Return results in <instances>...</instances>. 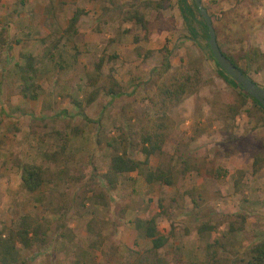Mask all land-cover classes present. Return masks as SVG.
Segmentation results:
<instances>
[{"label":"rangeland","instance_id":"374dc122","mask_svg":"<svg viewBox=\"0 0 264 264\" xmlns=\"http://www.w3.org/2000/svg\"><path fill=\"white\" fill-rule=\"evenodd\" d=\"M145 1L0 0V236L23 214L48 221L38 241L18 246L24 264H145L136 260L150 241L137 234L133 222L152 216L167 238L156 252L166 264H198L205 258V243L213 241L219 257H244L264 239V167L252 172L242 157L230 161L241 169L208 177L207 149L193 147L199 132L192 131L194 121L185 123L182 117L183 100L189 99L195 112L209 109L220 91L213 62L196 45L204 43L199 23L191 40L176 0H163L166 6L158 10L143 8ZM200 1L223 50L232 55L250 47L264 50V0ZM129 5L149 25L146 38L136 43L132 38L139 28L120 20ZM147 43L159 47L147 49ZM161 47L169 51L166 71L160 65ZM185 69H199L200 87L165 112L172 120L171 134L148 158L150 169L169 167L173 183L146 184L128 172L104 192L97 175L111 155L124 151L142 159L136 132L159 113L158 100L150 102L156 85ZM89 75L95 78L92 86ZM250 75L264 85V72ZM112 82L118 93L110 98L105 89ZM89 95L94 99L87 104ZM241 123L237 132L244 137L251 128ZM208 136L199 135L204 148ZM183 161L191 166L184 175ZM23 163L43 171L35 191L21 184ZM201 224L211 230L200 235Z\"/></svg>","mask_w":264,"mask_h":264},{"label":"trees","instance_id":"16d2710c","mask_svg":"<svg viewBox=\"0 0 264 264\" xmlns=\"http://www.w3.org/2000/svg\"><path fill=\"white\" fill-rule=\"evenodd\" d=\"M163 0L157 1H145L143 8H149L158 10L164 8L166 5L162 3ZM177 8L181 17V20L186 28L190 39L194 40L197 36L194 23H199L200 31L199 35L204 39V43L200 44L196 42L199 50L204 52L207 57L213 62L216 70V75L231 88V94L221 92L219 97L212 101L211 112L214 118L226 122V120L233 119L243 109L247 116L255 118L256 122H260L264 125V108L258 103L257 100L250 97L243 91L227 74H225L214 62L210 51L206 44L207 33L202 18L199 16L198 10L195 7L193 0H176ZM206 10V9H205ZM208 14V13H207ZM210 17V15L208 14ZM77 14L70 18V24H74ZM120 20L123 22L133 21V23L139 28L140 32L133 35V42H139L146 38V32L148 30V21L144 18L142 12L136 9L133 5H129L128 9L121 13ZM216 44L221 53L244 75L249 79L248 72H260L264 70V51H261L257 47H250L244 51H241L235 55L226 52L222 49L218 42V30L212 25ZM149 53L150 51H146ZM161 53V66L164 71L168 70L169 62L167 56L169 51L161 47L159 49ZM146 53V54H147ZM101 59H99L100 63ZM99 64H96L93 70L95 76L99 75ZM92 74V76H94ZM88 77V85L92 86L95 82V78ZM253 81V80H252ZM201 73L199 69H185L176 71L160 81L155 87V94L150 98L152 105L159 104V113L154 114L153 119L147 120L144 124H141L136 136L139 143V152L142 156L141 160H137L133 157L125 155L124 151L113 154L109 157L106 169L100 175H97L100 182L103 185L104 192H108L114 188L117 176L128 173L136 172L141 176L142 180L146 184L160 183L164 185H171L172 171L169 167L161 165L150 169L148 166V158L153 153L160 150L161 144L168 139L171 134L172 120L165 112L173 105L180 102L182 97L189 96L197 92L200 87ZM253 83H255L253 81ZM256 84V83H255ZM257 85V84H256ZM116 84H112L105 89V94L110 98L117 95L118 92L114 90ZM97 91V90H96ZM31 98H34L32 95ZM94 97L88 96L86 103H90ZM250 103V108H245L246 103ZM76 105L79 103L76 102ZM225 124V129L228 128V124ZM235 138L228 134L225 139L226 151L224 154L234 150L232 146ZM258 148L252 154L251 171L255 172L264 166V133L258 141ZM234 144V143H233ZM57 155V154H56ZM207 167H205L204 173L212 179H218L225 174V171L214 163L213 159L208 160ZM190 165L188 161L182 162L181 174H187L190 171ZM196 170V168L194 167ZM199 171V169L197 168ZM43 171L40 166L23 163L19 169V177L22 186L29 192L35 191L42 182ZM104 195L99 194V203L104 205ZM241 217V221H242ZM134 230L141 238H147L150 241V246L142 255H140L136 262H143L145 264H166V260L161 256L156 255V252L167 241L166 236L160 234L156 229L155 218L152 216L147 219L135 218ZM241 225L229 229L230 232H234L240 229ZM48 228L47 220H39L27 214L21 215L13 229L9 230L5 235L0 236V264H24V259L19 255L18 246L22 248H28L34 241H38L39 235ZM211 230L210 227H206L205 224L198 226L197 232L202 235L205 230ZM217 242L213 241L205 243L204 256L205 258L198 264H264V239H260L253 243L245 253L244 257L233 256L231 258L219 257L217 253Z\"/></svg>","mask_w":264,"mask_h":264},{"label":"crops","instance_id":"0c3cea01","mask_svg":"<svg viewBox=\"0 0 264 264\" xmlns=\"http://www.w3.org/2000/svg\"><path fill=\"white\" fill-rule=\"evenodd\" d=\"M159 33L160 35H162V32ZM148 41H150V39H148ZM158 47L159 46H151L148 43L145 44V48L147 49H153ZM257 48L260 49L259 47ZM263 72L264 70L257 72L256 74H260ZM248 76L257 84V86L264 89V85L254 79L250 75V71L248 72ZM214 83L218 86V89L220 90L219 94L221 92L231 94V88L225 83H223L221 79H214ZM219 94L216 96L217 98L219 97ZM217 98H215L214 100H216ZM182 100L178 104L182 103ZM188 100L189 99L183 100L184 102L182 103V105L187 107V110L185 111L184 115H182V117L183 119L185 118V123L194 121L192 131H194L195 133L199 132L197 141L194 143L193 147L197 148L198 152L207 149L208 160L213 159L214 161H219V163L217 162V165L221 167L225 171V174L227 173V175L230 174L232 171L241 169L242 167V165H240L239 163L233 164L232 166L230 161H242L241 158L243 157V161H250L249 164L251 165L252 154L258 148V141L264 133V125H262L260 122H256L255 118L247 116L243 109H241L239 114L236 115L233 119L226 120V122H223L222 120L213 117L210 106L209 109L208 107L204 106L201 108V110L195 112V110H192V107L189 106L190 101ZM245 108H250L249 102L246 103ZM206 119L208 121V126H204L203 123V120ZM242 121L245 125L247 124L249 128H251V133L245 135L244 137L238 136L239 133L237 132L241 128L240 124H242ZM224 123L228 124L227 129H225ZM200 133H207L209 135L208 144H206V148L201 145V141L203 142V139H200ZM256 133H258L259 135L257 138L255 137L254 139V134ZM228 134H231V136L235 138V140L233 141L234 144L232 143L234 150L228 152L227 154H224V151H226V148L224 147V145L226 144L225 139ZM220 161H228V163L225 162V164L223 165L222 163H220Z\"/></svg>","mask_w":264,"mask_h":264},{"label":"water","instance_id":"95a60500","mask_svg":"<svg viewBox=\"0 0 264 264\" xmlns=\"http://www.w3.org/2000/svg\"><path fill=\"white\" fill-rule=\"evenodd\" d=\"M193 2L198 10L199 16L204 22L207 33L206 44L216 65L239 87H241L245 93L257 100L261 107L264 108V89L253 83L251 79L244 75L221 53L215 41L210 17L208 16L205 8L201 5L200 0H193Z\"/></svg>","mask_w":264,"mask_h":264}]
</instances>
